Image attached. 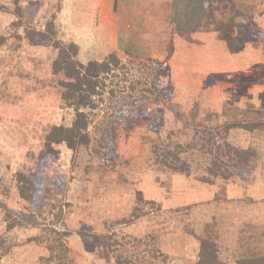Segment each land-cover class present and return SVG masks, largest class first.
Instances as JSON below:
<instances>
[{"label": "rangeland", "instance_id": "1", "mask_svg": "<svg viewBox=\"0 0 264 264\" xmlns=\"http://www.w3.org/2000/svg\"><path fill=\"white\" fill-rule=\"evenodd\" d=\"M11 1L0 0V6L11 10ZM29 1L36 3V13L24 18L19 28L12 25L17 20L12 13L0 11V263L47 264L39 262L49 256L46 244L30 240L43 239L40 229L48 225L69 233L65 243L73 264H119L118 256L132 258L131 264H195L197 236L215 244L223 264H264L259 263L264 257V131L229 132L226 140L232 145L254 150L255 169L248 180L224 190L220 181L201 182L204 169L197 167L203 160L192 165L189 177L161 175L147 141L132 135L131 129L119 130L118 159L108 165L92 153L94 141L75 153L62 144L45 181V206L36 218L40 225L7 231L4 218L9 213L18 219L13 211L23 209L17 198V175L35 172L44 133L53 125H69L74 116L54 86L52 50L32 45L24 36L26 27L44 29L53 20L61 40L79 45L81 61L101 60L117 52L137 79L145 75L144 66L151 60H165L169 77L163 85H171L173 102L188 112L202 92H208L203 99L209 112L225 116L206 122L217 128L223 119L239 120L242 109L264 92V34L258 32L264 33V0L232 2L242 13L233 18L235 25L253 19L260 25L250 29L257 36L253 43L240 44L247 54L240 61L232 59L227 48L230 44L231 50L237 49V29L230 37L215 32L219 22L232 16L230 3L227 10L213 9L224 4L213 0L198 31L183 33L171 22L170 1L154 0L152 5L153 0H20L21 7ZM220 35L229 39L223 41ZM120 71L116 73L122 77ZM27 74L31 82L37 79L35 86L26 85ZM103 109L95 112V121ZM118 161L123 163L117 166ZM139 191L145 201L154 199L157 206L139 204ZM59 209L63 216L57 222L54 214ZM135 210L138 217L123 223ZM112 243L115 249L110 248Z\"/></svg>", "mask_w": 264, "mask_h": 264}, {"label": "trees", "instance_id": "2", "mask_svg": "<svg viewBox=\"0 0 264 264\" xmlns=\"http://www.w3.org/2000/svg\"><path fill=\"white\" fill-rule=\"evenodd\" d=\"M217 1L218 4H224L215 5L213 9L223 7V10H227V5L230 3L232 16L224 22H216L218 24L215 32H227L230 37L234 29H237L235 34L239 42L237 49L231 50L228 43L227 48L233 56L232 59L240 61V58L247 57L245 48L240 44L244 43L248 46L253 43L257 36L254 30L250 29L251 27L260 28V25L254 22V19L250 23L244 20L243 24L235 25L233 18L241 17L242 13L237 11V8L235 9L232 3L234 0ZM212 2L213 0H170L171 22L179 32L194 33L200 28L202 19L206 15L205 11L212 6ZM11 3V10L1 5L0 11L8 10L17 18L13 26L21 27L24 24V18L30 14L31 18L34 17L35 2L29 1L25 7H21L20 0H12ZM242 29H245L244 32ZM258 32L259 36H263V32ZM24 36L32 45L52 50L50 74L56 82L54 86L60 91L63 104L73 110L74 116L69 125H53L44 133L42 150L38 154L39 159L35 172L30 176H24L22 173L17 175V198L21 200L23 209L13 211L18 219L13 218L9 213L5 214L7 231L17 226L37 227L38 224L40 225L36 218L37 215L41 216V208L45 206L43 201L45 181L47 177L49 178L48 170H50L51 162L58 158V146L63 144L75 153L78 148H87L94 141L96 145L92 153L103 157L108 165L114 157L115 160L118 159L115 144L121 128L131 129L134 133L132 135H136L142 141H147L149 153L157 164L159 173L163 176L171 177L180 174L189 177L192 173V165L196 166L201 162L200 160L203 162L197 168L204 169V175L199 177L201 182L214 185L220 181L223 190L224 186H239L243 180H248L249 176L253 175L254 150L236 147L226 138L233 129L249 132L264 131V92L258 95L255 103L246 105V108L242 109L239 120L232 118L225 121L223 119V122L218 123L217 128H213L206 122H213L225 116L224 114L216 116L215 113L209 112L208 103L204 101L206 99L204 94L208 92L202 90L201 99L188 112L183 111L179 104L173 102L174 93L171 85H163V80L169 77L165 60L160 63L151 60L150 64L144 66L145 75L137 79L127 70L117 52H111L101 60L81 61L79 45L72 41L61 40L53 20L47 21L44 29L35 30L29 26L26 27ZM228 36L220 35L223 41L229 39ZM117 69L121 70L122 77L116 73ZM24 77H27L26 85L34 84L35 86L37 79L31 82V75L27 74ZM255 104L257 108L253 107ZM103 106L105 109H103L102 117L95 121V112ZM205 110L209 115H205L207 114ZM202 111L203 116L200 113ZM91 128H93V136H91ZM100 149H103L102 153ZM121 163L123 161H118L117 166ZM124 164H127V161ZM54 178L53 175L51 180ZM166 187L169 188L168 185ZM136 197L137 202L146 208L153 209L157 206L154 199L145 201L141 191L136 193ZM158 209L160 210L159 207ZM136 210L139 211L140 208ZM136 210L132 213L131 219H124L123 223H129L137 218ZM54 216L58 222L63 216L61 209ZM49 225L55 226L53 222H49ZM44 226L40 229L43 239L30 240V242H44L49 251V256L46 259H40L39 262L73 264L65 243L69 233L64 227V231L61 232L50 229L48 225ZM76 231L84 236L83 231L78 229ZM196 238L199 250L195 264H223L218 258L215 244L208 237L197 236ZM83 240L87 241L86 238ZM0 242L2 244V241ZM115 243H112L110 248L115 249ZM117 258L119 264H131L132 262V258L121 256ZM259 260V263L264 262V257ZM134 263L136 264V261Z\"/></svg>", "mask_w": 264, "mask_h": 264}, {"label": "crops", "instance_id": "3", "mask_svg": "<svg viewBox=\"0 0 264 264\" xmlns=\"http://www.w3.org/2000/svg\"><path fill=\"white\" fill-rule=\"evenodd\" d=\"M157 1H159V2H161L162 0H157ZM168 1H170V0H165V2H168ZM155 1L153 0L152 2H150V4L152 3V5H153V3H154ZM235 2V1H234ZM241 4V3H240ZM256 22V21H255ZM257 23V22H256ZM196 37L198 36V33L195 35ZM231 190V192H236V188L235 189H230ZM227 193H229V192H227Z\"/></svg>", "mask_w": 264, "mask_h": 264}]
</instances>
